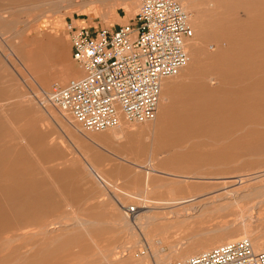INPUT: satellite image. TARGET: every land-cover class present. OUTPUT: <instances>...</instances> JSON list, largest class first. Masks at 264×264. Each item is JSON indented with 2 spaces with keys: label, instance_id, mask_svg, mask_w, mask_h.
Segmentation results:
<instances>
[{
  "label": "rangeland",
  "instance_id": "374dc122",
  "mask_svg": "<svg viewBox=\"0 0 264 264\" xmlns=\"http://www.w3.org/2000/svg\"><path fill=\"white\" fill-rule=\"evenodd\" d=\"M118 1L120 5L115 4V0H55L51 3L0 0V120L7 123L5 129L0 128V136L7 134L9 140L14 141V137L26 133L39 141L32 147L34 155H29L43 169H39L41 175L51 174L48 169L66 175L72 172V176L65 178L71 185L68 190L62 189L64 181L51 175L57 199L54 201H60L62 208L59 207L61 215L52 218L58 224L48 238L51 246L49 244L44 251H129L126 264H161L186 259L195 251H201L198 254L207 251L220 245L215 244L218 238L232 234L237 237L234 241L249 238L253 233L264 236V206H254L249 199H242L253 193L251 186L264 184V135L256 133L216 144L209 138L194 139L160 150L155 140L164 128L151 126L139 135V144L134 147L141 146L139 150L143 151L134 156L116 144V132L145 123L123 122L114 129L89 132L70 114H63L50 105H40V96H35L39 90H48L55 83L64 85L84 75L72 57L67 22L73 19L96 27L133 22L142 0ZM131 1L137 3L133 11L128 8ZM193 2L195 9H186L192 16L193 26L196 19L199 24L198 28L194 26L195 36L188 43L189 56L193 41L200 42L207 55L215 54L220 47H228L227 40L217 39V35L231 27L240 36L247 22L259 25L264 17V0ZM205 31L207 40L200 34ZM204 63L194 62V75L187 67L188 71L167 79L161 105L167 102V86L176 93L189 87L193 94L197 84L220 86L222 80L218 78V71ZM152 122L154 120L147 123ZM256 127L257 131L263 128L262 125ZM243 132V129L239 131ZM41 142L44 154L37 149ZM16 143L30 151L23 138ZM185 147H192L202 155H211L214 149L221 148L226 159L215 161V167L202 160L200 168L184 173V160L172 157L168 149L180 148L181 151ZM48 151L53 154L52 160L48 158ZM149 169L151 186H146ZM131 205L140 208L137 227L125 212ZM59 236H62L59 243H55L53 238ZM144 238L149 251L144 250ZM9 255L1 252L0 259L11 255L14 258V254ZM103 255L98 257L103 258Z\"/></svg>",
  "mask_w": 264,
  "mask_h": 264
},
{
  "label": "bare ground",
  "instance_id": "6f19581e",
  "mask_svg": "<svg viewBox=\"0 0 264 264\" xmlns=\"http://www.w3.org/2000/svg\"><path fill=\"white\" fill-rule=\"evenodd\" d=\"M46 1L50 3L55 2V0ZM179 1L184 5L183 7L185 9H195V2H193V0ZM114 3L120 5L118 0H115ZM128 8L132 11L135 10V8H137V3L131 1L128 4ZM198 24L199 22L196 19L194 26L198 28ZM241 32L240 36H238L234 28L231 29L230 27L223 34L219 35V37L217 35V39L223 38L227 40L228 47H220V50L212 55H207L204 52L200 42H196L195 40V42L193 41L191 44L190 59L182 71H188L186 69L189 67L190 69L188 72L194 75L196 73L194 62L200 64L201 62H205L208 64L209 68L218 71L220 76L218 78L222 80L220 86L211 87L208 84H197L198 86L195 85V94L190 91L189 87L179 90L176 93L173 88L171 89L170 86H167V98L165 97L167 102L161 105V97V110L159 105L157 119L152 123L143 122L145 124L137 128L130 129V127H125L118 129L116 132V144L127 149L125 151L134 156L139 155L143 151L139 150L141 146H136V148L134 146L139 144L138 138L141 132L151 126H162V128H164L161 136L155 140V144L160 150L170 148L171 145L179 144L180 142L193 141L194 139L209 138L208 140L216 144L223 140L226 141V139L233 140L241 136H244V138L254 136L256 133L264 135V17L259 25L247 22L246 26L244 25L243 29H241ZM200 34L203 39H206L208 36L207 31ZM191 58L193 59L192 61H194L193 64L190 62ZM167 79L163 81V86ZM176 87L175 85V88ZM44 90L45 89L39 90L38 93H35V96L42 97ZM6 125L7 123L5 120H0L1 129H5ZM261 125L263 128L257 131L256 126ZM241 129L244 130L243 133H239ZM20 137L29 144L30 151L26 149L27 147H23L16 143ZM10 140L7 134H1L0 253L3 252L7 255L9 253L10 255L14 254V258L12 255L11 257H4L0 259V264H13L14 262V264H126L125 257L129 255V251H44L51 242L48 238L51 237L54 232L53 228L58 224V221H54L53 219H55V216L59 217L61 215V212H59L61 209L59 207L62 208V205H59L60 201H56L57 199L54 193L55 186H53L51 175L58 180L64 181L62 189L68 190L70 184L67 179L65 181V178L66 176H72V172L66 175L48 169L51 174L49 173L48 176L41 175L40 170L43 171V169H40V167L35 164L33 156L29 155V153L34 155L32 147H34L35 143H39V141H35L32 135L30 136L26 133L14 137L12 140L15 142ZM41 143L42 144H39L40 146H38L37 149L39 153L44 154L45 151H42L43 142ZM168 150H170L172 157L184 160V173H189L191 170L200 168V162L202 160H207L210 162V166L215 167V161H221L222 158L226 159L222 154L223 150H221V148L212 149V157H210V154H197V151L193 150L192 147H185L182 149L183 151H179L180 148L177 151ZM52 155H50V153L48 154L49 160L52 158ZM138 166L140 168H145V166ZM149 170L146 177V186H151L149 185L151 184V169ZM153 171L156 172V170ZM95 173L99 176L98 172L95 171ZM227 185L228 184H226V186ZM251 187L253 188H251L253 193L243 197L241 195L239 196H241L242 199H249V203H254V206H264V184H254ZM231 192H229L230 195ZM54 199H56L55 201L57 203H55ZM249 208L252 209V207ZM130 222L133 225L136 224L134 227H137L140 223L139 221ZM81 224H83V222H81ZM262 235L253 233L249 237L257 251L264 249V236ZM61 237L53 238L55 239V243H59ZM236 238L237 237H233V234L230 237H221L216 240L215 244L232 242ZM198 252L201 251H195L194 255L198 254ZM99 254H104V257H98Z\"/></svg>",
  "mask_w": 264,
  "mask_h": 264
},
{
  "label": "built area",
  "instance_id": "2783aa9c",
  "mask_svg": "<svg viewBox=\"0 0 264 264\" xmlns=\"http://www.w3.org/2000/svg\"><path fill=\"white\" fill-rule=\"evenodd\" d=\"M67 30L72 57L84 75L53 84L39 102L70 114L89 132L155 120L163 81L185 68L188 43L195 36L190 13L179 0H142L133 22L116 27L70 19ZM139 210L131 205L125 212L136 221ZM143 243L149 251L145 238ZM161 264H264V249L257 251L249 238H241Z\"/></svg>",
  "mask_w": 264,
  "mask_h": 264
},
{
  "label": "crops",
  "instance_id": "0c3cea01",
  "mask_svg": "<svg viewBox=\"0 0 264 264\" xmlns=\"http://www.w3.org/2000/svg\"><path fill=\"white\" fill-rule=\"evenodd\" d=\"M112 136H113V135H112ZM112 136H111V137H112ZM135 148H136V147H135Z\"/></svg>",
  "mask_w": 264,
  "mask_h": 264
}]
</instances>
